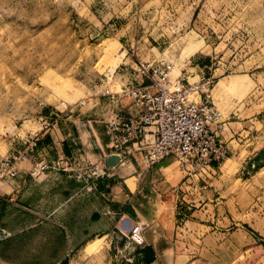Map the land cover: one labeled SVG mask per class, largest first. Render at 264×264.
<instances>
[{
	"label": "rangeland",
	"instance_id": "1",
	"mask_svg": "<svg viewBox=\"0 0 264 264\" xmlns=\"http://www.w3.org/2000/svg\"><path fill=\"white\" fill-rule=\"evenodd\" d=\"M133 56L172 58V76L189 81L214 75L229 138V155L176 197L184 173L173 157L137 181L144 237L151 225L165 230L163 264H264V0H0V159L49 129L46 159L68 163L34 178L30 161L19 163L26 183L15 179L13 199L0 181V264L155 259L127 237L132 194L118 187L133 165L104 160L102 93L125 84ZM95 164L103 177L88 176Z\"/></svg>",
	"mask_w": 264,
	"mask_h": 264
},
{
	"label": "built area",
	"instance_id": "2",
	"mask_svg": "<svg viewBox=\"0 0 264 264\" xmlns=\"http://www.w3.org/2000/svg\"><path fill=\"white\" fill-rule=\"evenodd\" d=\"M132 63L142 82L137 83L134 77L117 91L106 89L102 93L108 96L109 112L105 123L107 152L104 160L117 156L119 166L133 161L140 169L139 177L142 170L173 157L186 178L209 175L228 154L225 122L211 97L216 77L199 75L194 81L180 75L173 77L172 58L149 62L133 56ZM197 96L200 101L196 103L193 99ZM124 98L131 99L138 109L135 114L120 113V102ZM39 137L38 132L28 133L21 139L19 150L0 159V178L17 176L19 163L28 158ZM67 164L61 158L34 161L29 174L34 178L49 168H63ZM106 170L105 165L95 164L88 176L103 177ZM81 175L78 173L79 178ZM176 190L174 187L173 191ZM127 237L135 246L145 244L142 226L137 222L130 226Z\"/></svg>",
	"mask_w": 264,
	"mask_h": 264
},
{
	"label": "crops",
	"instance_id": "3",
	"mask_svg": "<svg viewBox=\"0 0 264 264\" xmlns=\"http://www.w3.org/2000/svg\"><path fill=\"white\" fill-rule=\"evenodd\" d=\"M123 77V76H121ZM136 78V81L137 83H140L142 82V78L138 75L135 74V72L133 71L132 73H129L128 77L126 78V81H125V84L126 85L130 80L131 78ZM119 81H121L120 79V76H119ZM147 82V81H146ZM123 86V85H122ZM121 87H114V88H110L108 87L107 90L110 91V92H114V91H117L118 89H120ZM102 99V105H103V108L106 109V107H108V96L106 95H102L101 97ZM120 113L124 116H129V115H133L135 114L138 109L132 104L130 103V101H127V99H121V102H120ZM72 121V119H70ZM89 122V121H88ZM90 123V122H89ZM76 127V126H75ZM88 131V130H87ZM76 132L77 134H84V129L81 127H79V129L76 127ZM51 131H49V129H46L39 137L38 141H37V144L34 148V150L29 154L28 158L25 160H29L30 163L32 164L34 161H40V160H46V157H47V151L45 150L47 146H45V138L46 136H51ZM80 137V136H79ZM104 137H105V141L107 143V136H106V133H105V127H104ZM225 140L228 144V154L227 156L229 155V138L225 137ZM45 151V152H44ZM44 154V155H42ZM167 159V158H165ZM24 162V161H23ZM133 165V171H131L129 173V176H131L130 178L126 179V180H123L124 182L126 181L128 183V185L126 187H124L122 185V183H119L120 184V188L118 187L119 189V195L118 196H121V197H124L125 199H128V197H130V194H132V197H131V201H129V204L131 205V208L133 209V211L130 210L131 213H133V217L131 218L130 217V214H128V212H126V210L124 211L125 212V217H127L130 222H128L127 226H126V229H130V226L133 224V223H136L137 222V181L139 179H143L144 181H149L150 178L153 176L154 172H153V167H151L150 169H147V170H142V173L141 175L138 177V173L140 172V169L139 167L137 166V163L131 161V163H126L122 166H125L123 170L127 171L129 170L130 166ZM115 167V166H114ZM182 171V170H181ZM27 170L25 169H19V173L17 174L16 177H13V178H3L1 179L0 178V181L4 180L8 186V188L10 189L11 193H12V197L11 199H13V193L14 191H17L16 187H17V184H15V179L20 177L21 178V186L22 188H24L25 186V183H26V179H25V176L27 175ZM183 172V171H182ZM184 175L182 176V179L184 180L182 183H181V186H174L177 188L176 191H173V188H171L170 192L172 193V197H176L177 194L179 193V190H182V185H184L186 182L189 181V178H186L185 176V172H183ZM120 177V176H119ZM126 183V184H127ZM19 186V185H18ZM3 188V186H1ZM8 194V193H6ZM166 237V234H165V230L160 227V225H151L149 226L147 229H146V237H145V244L146 245H149L153 248V251L155 252L154 254V257L155 259L150 262L149 264H163L165 263L166 259L164 260L161 256L158 255V250H157V244L158 243H162V240L163 238Z\"/></svg>",
	"mask_w": 264,
	"mask_h": 264
},
{
	"label": "water",
	"instance_id": "4",
	"mask_svg": "<svg viewBox=\"0 0 264 264\" xmlns=\"http://www.w3.org/2000/svg\"><path fill=\"white\" fill-rule=\"evenodd\" d=\"M118 157L117 156H114V155H111L109 156L107 159H106V163L110 166H116L117 163H118Z\"/></svg>",
	"mask_w": 264,
	"mask_h": 264
},
{
	"label": "trees",
	"instance_id": "5",
	"mask_svg": "<svg viewBox=\"0 0 264 264\" xmlns=\"http://www.w3.org/2000/svg\"><path fill=\"white\" fill-rule=\"evenodd\" d=\"M149 250H150L151 252H153V248H152V247H149Z\"/></svg>",
	"mask_w": 264,
	"mask_h": 264
},
{
	"label": "bare ground",
	"instance_id": "6",
	"mask_svg": "<svg viewBox=\"0 0 264 264\" xmlns=\"http://www.w3.org/2000/svg\"><path fill=\"white\" fill-rule=\"evenodd\" d=\"M124 165V164H123ZM122 166V165H121Z\"/></svg>",
	"mask_w": 264,
	"mask_h": 264
}]
</instances>
